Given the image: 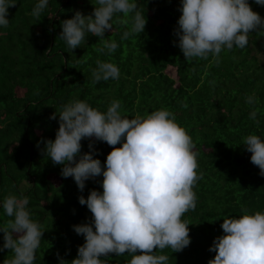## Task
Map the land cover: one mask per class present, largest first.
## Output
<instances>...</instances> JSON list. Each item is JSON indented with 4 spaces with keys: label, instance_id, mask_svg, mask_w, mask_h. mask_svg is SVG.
<instances>
[{
    "label": "trees",
    "instance_id": "16d2710c",
    "mask_svg": "<svg viewBox=\"0 0 264 264\" xmlns=\"http://www.w3.org/2000/svg\"><path fill=\"white\" fill-rule=\"evenodd\" d=\"M37 2L17 0L9 8V26H0V225L9 219L3 199L23 193L33 219L45 229L35 264L74 259L85 239L73 225L91 219L79 197L93 189L102 192L103 176L87 180L81 192L72 177L61 175L62 165L45 157L44 144L37 145L55 139L59 116L52 120V113L76 99L102 111L119 100L129 116L165 107L189 130L203 172L195 187L197 206L183 217L191 223V243L181 252L165 250L168 264H208L215 256L210 247L223 235V217L240 215L242 207L264 211V176L241 144L252 133L264 137V29L250 33L244 49L222 51L219 63L211 57L189 63L174 44L181 0H136L147 17L143 33L122 41L125 29L117 25L113 33H105L120 44L112 56L95 51L99 37L91 34L71 53L59 37L61 21L75 10L90 14L95 5L91 0H49L37 20L31 15ZM249 3L264 18V6ZM97 59L115 63L119 79L93 84ZM253 92L259 127L249 119L253 106L245 102ZM94 147V158L105 164L112 148L101 141ZM88 151L89 140L84 139L82 153ZM51 175L59 178L58 184ZM3 242L0 231V246ZM7 255V249L0 252V264ZM107 259L127 264L130 256L111 254Z\"/></svg>",
    "mask_w": 264,
    "mask_h": 264
},
{
    "label": "clouds",
    "instance_id": "9594fccd",
    "mask_svg": "<svg viewBox=\"0 0 264 264\" xmlns=\"http://www.w3.org/2000/svg\"><path fill=\"white\" fill-rule=\"evenodd\" d=\"M170 2V0H169ZM17 0H0V26L10 23L9 8ZM92 13L81 10L61 21L59 37L68 52L82 46L87 34L99 37L95 51L112 56L120 44L105 33L114 26L124 28L121 40L144 32L147 17L136 0H91ZM264 6V0H255ZM49 0H38L31 15L39 20ZM181 15L174 34V44L187 62L193 59L220 62L222 51L244 49L250 33L264 29V18L254 11L249 0H181ZM93 84L119 79L120 69L111 62L97 59L92 69ZM214 84L213 82H210ZM245 102L257 127L260 109L253 92ZM113 100L102 111L87 100H72L52 113L59 116L55 139H43V154L54 165H62L61 175L72 177L81 192L86 181L103 176L102 189H93L79 197V203L91 212L89 222L73 225L85 242L71 261L60 257V264H109L111 254L130 256L127 264H168L169 255L183 251L191 243V224L183 219L195 210V187L203 178L199 171V151L176 114L162 107L141 115L129 116ZM89 140L88 152L82 153V141ZM108 144L112 150L105 164L94 158L95 142ZM251 153V163L264 176V137L252 133L241 143ZM119 145V146H118ZM240 145V144H239ZM29 197L9 194L2 208L9 218L0 225L3 245L9 250L3 264H35L45 229L28 207ZM238 216L223 217V235L215 238L209 251L215 252L208 264H264V211L240 209ZM59 257V253H57Z\"/></svg>",
    "mask_w": 264,
    "mask_h": 264
},
{
    "label": "rangeland",
    "instance_id": "374dc122",
    "mask_svg": "<svg viewBox=\"0 0 264 264\" xmlns=\"http://www.w3.org/2000/svg\"><path fill=\"white\" fill-rule=\"evenodd\" d=\"M109 33H112L111 31H108ZM167 72L171 75H174L171 69H167ZM51 180L55 183H59V178L57 176L51 175Z\"/></svg>",
    "mask_w": 264,
    "mask_h": 264
}]
</instances>
